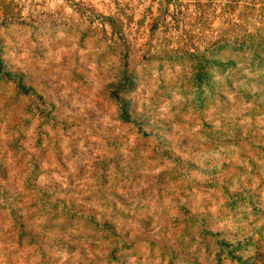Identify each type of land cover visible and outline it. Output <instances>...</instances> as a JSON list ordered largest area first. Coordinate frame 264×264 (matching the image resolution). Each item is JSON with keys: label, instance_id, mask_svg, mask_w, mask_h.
<instances>
[{"label": "rangeland", "instance_id": "obj_1", "mask_svg": "<svg viewBox=\"0 0 264 264\" xmlns=\"http://www.w3.org/2000/svg\"><path fill=\"white\" fill-rule=\"evenodd\" d=\"M181 1L0 0V264H264V0Z\"/></svg>", "mask_w": 264, "mask_h": 264}, {"label": "clouds", "instance_id": "obj_2", "mask_svg": "<svg viewBox=\"0 0 264 264\" xmlns=\"http://www.w3.org/2000/svg\"><path fill=\"white\" fill-rule=\"evenodd\" d=\"M240 212L242 215L247 214L249 221L253 219L250 213V209H248L247 206H242ZM203 227L209 233V238L203 240V243L198 240L195 246H188L186 244L177 245L178 247H184L186 252L191 253L193 255V258L199 257V259L197 260V264H214V261H212L211 257L203 250L204 247H208L210 251H214L211 233L217 231L218 229L227 228L238 233L235 239H243L245 235L251 232V228L248 226L247 221H242L239 217H237L236 219H231L226 215L220 214H218V219L216 220L215 224L209 223L204 225ZM174 239L180 238L179 236H177L174 237Z\"/></svg>", "mask_w": 264, "mask_h": 264}, {"label": "trees", "instance_id": "obj_3", "mask_svg": "<svg viewBox=\"0 0 264 264\" xmlns=\"http://www.w3.org/2000/svg\"><path fill=\"white\" fill-rule=\"evenodd\" d=\"M243 4L244 3L243 2L241 3V0H236L234 2V5L241 6ZM171 5H175L176 14L180 13L182 15L183 10H182V1L181 0H168L167 11H169V6H171ZM166 13H169V12H166ZM104 19L108 22V24H110V26L112 27L114 32H118L119 31V22L116 20L115 17L108 15V16H104ZM119 34H120V36H122L121 33H119ZM104 225H106V224H104ZM106 227L108 228V226H106ZM237 244H240V242H238ZM222 245H226V246L229 245L230 246V244H227L226 242L223 243Z\"/></svg>", "mask_w": 264, "mask_h": 264}]
</instances>
